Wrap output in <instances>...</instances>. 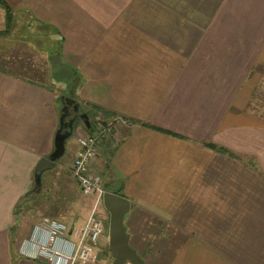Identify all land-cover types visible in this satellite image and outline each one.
I'll use <instances>...</instances> for the list:
<instances>
[{"label":"crops","instance_id":"0c3cea01","mask_svg":"<svg viewBox=\"0 0 264 264\" xmlns=\"http://www.w3.org/2000/svg\"><path fill=\"white\" fill-rule=\"evenodd\" d=\"M6 2L56 31L79 103L97 114L74 129L83 136L69 146L73 156L79 138L112 124L94 165L103 186L130 203L129 244L126 225L149 232L136 245L146 254L159 245L150 232L168 230L187 264H264V0ZM7 70L0 67V264H46L19 254L32 232L23 238L13 211L28 193L36 199L34 168L54 150L60 106L51 88ZM73 156L56 183L81 196Z\"/></svg>","mask_w":264,"mask_h":264},{"label":"rangeland","instance_id":"374dc122","mask_svg":"<svg viewBox=\"0 0 264 264\" xmlns=\"http://www.w3.org/2000/svg\"><path fill=\"white\" fill-rule=\"evenodd\" d=\"M9 14L11 22L8 29L5 10L0 6V32L3 31V34H0V67H5L9 73L23 77L30 82L48 86L54 91L59 106L62 105L61 98L76 101L79 110L85 113L87 112L86 115L89 117L87 120L91 124L98 121L95 119L97 117L96 112L88 110L79 103L78 95L75 91V73L68 65L62 64L64 60L62 56H59L58 42L60 44V40L55 36L56 31L47 25L33 21L26 14L14 9V7H11ZM260 109L264 111V107ZM68 112V115L71 116L72 111L70 110ZM74 128H84L81 119L75 120ZM82 134V132L72 134L66 142L68 145L66 156L63 158V155L55 161L53 168L44 172L42 182L44 184L47 182L46 185L52 188V194L50 196L47 195V188H44L45 192H42L41 185V192H35L34 194L35 196L37 195L36 199L29 201L27 198H24L19 205L18 211L14 216V227L15 229L21 228L20 232L23 238L27 239L34 227L47 219L60 221L67 230L78 231L84 226L89 214V205L91 208L93 200L90 198L89 201L83 195L80 196L78 192L77 194L75 192H71L70 194L59 193L60 189L56 183L59 182L57 176L61 175V169L64 168V171L68 169V165L64 160H69L73 156V152L69 146L76 143L77 137L83 136ZM94 170L102 178L101 173L95 169V166ZM102 188L104 190L115 191V195L118 196L121 194L120 189L113 190L109 186H103V181ZM59 203L60 207H57ZM56 213H60V216ZM98 213L104 220L105 229L97 244L93 246L94 262H89L88 264H111L112 257L108 249L109 215L104 210L102 204L100 205V211L98 210ZM128 216L126 215L125 217L128 218ZM126 226L129 227L126 228L133 236V242L130 245L140 255L141 253L144 256L146 255L148 261L145 264H187L186 247L182 251L181 248L177 249L179 247H169L170 231L162 230L160 233L150 232V235H153L152 238L159 245L156 247L149 246L150 248H147V254L150 255L147 256L145 252L143 253L140 246L139 248L136 246L141 242V240L139 241L140 236L145 232L138 231L136 227H131L130 229L129 225ZM28 233L29 236H27ZM135 235L138 236L136 239H134ZM165 243L166 247L164 246ZM138 249L142 252L140 253ZM178 250L180 251L179 257L175 258L174 252L176 255ZM160 255L162 257L161 259ZM170 256H174L173 258L180 262H172V260H169Z\"/></svg>","mask_w":264,"mask_h":264},{"label":"built area","instance_id":"2783aa9c","mask_svg":"<svg viewBox=\"0 0 264 264\" xmlns=\"http://www.w3.org/2000/svg\"><path fill=\"white\" fill-rule=\"evenodd\" d=\"M102 128V133L99 132L96 137L78 139V149L71 160V174L80 192L93 200L84 226L78 231L71 230V239H68V231L63 224L44 220L33 229L30 238L20 244V255L31 260L42 259L46 264L94 262L93 246L105 229L104 220L98 213L105 191L94 164L98 156V140L110 135L112 124Z\"/></svg>","mask_w":264,"mask_h":264},{"label":"water","instance_id":"95a60500","mask_svg":"<svg viewBox=\"0 0 264 264\" xmlns=\"http://www.w3.org/2000/svg\"><path fill=\"white\" fill-rule=\"evenodd\" d=\"M63 107L75 105L80 113L81 120L90 127L88 118L79 110L74 101L67 98L61 99ZM63 110V109H62ZM78 115V114H77ZM68 122L60 118V126L54 137V150L46 158H42L36 164L33 172V190L37 193L41 189L42 174L54 167L55 161L64 154L65 141L73 134L74 119H67ZM89 126V127H88ZM94 134V133H93ZM94 134L93 137H96ZM102 206L108 213V249L112 257L111 264H145L144 260L130 246V236L124 227V216L130 209V203L125 198L110 192H105L102 196Z\"/></svg>","mask_w":264,"mask_h":264},{"label":"trees","instance_id":"16d2710c","mask_svg":"<svg viewBox=\"0 0 264 264\" xmlns=\"http://www.w3.org/2000/svg\"><path fill=\"white\" fill-rule=\"evenodd\" d=\"M0 6L5 10V14H6V25L8 26V29H9V24L11 22V17H10V14H9V11H10V7L9 5L6 3L5 0H0ZM5 32V31H4ZM0 34H3V31L0 32ZM60 117L62 118V123L63 121H66V119H68L70 116L68 115L69 112L65 111V108L63 109V106L60 105ZM63 109V110H62ZM69 116V117H68ZM73 127H75V122H74V125ZM75 129V128H74ZM211 149H218L216 148L214 145H210ZM34 192V191H33ZM35 193V192H34ZM27 195H32V192L28 193ZM25 196V198H28V196ZM22 202V199L19 200L18 204L15 206L14 208V211H13V215L15 216L17 211H18V208H19V205L21 204ZM11 231V230H10Z\"/></svg>","mask_w":264,"mask_h":264},{"label":"flooded vegetation","instance_id":"af4514ba","mask_svg":"<svg viewBox=\"0 0 264 264\" xmlns=\"http://www.w3.org/2000/svg\"><path fill=\"white\" fill-rule=\"evenodd\" d=\"M61 99H63V98H61ZM62 106H63V104H62ZM64 108H65L66 112L70 111V110L72 111L71 116L68 118V120L69 119H74V122H75V120H80L81 119V116H80L81 112H78V109H77V107L75 105H71L69 107L64 106L63 109ZM66 122H68L67 119H66ZM73 134H74V128H73ZM34 192H36V191H34Z\"/></svg>","mask_w":264,"mask_h":264}]
</instances>
